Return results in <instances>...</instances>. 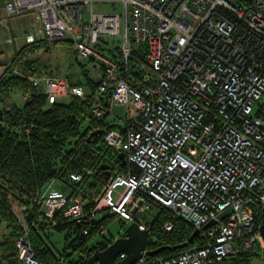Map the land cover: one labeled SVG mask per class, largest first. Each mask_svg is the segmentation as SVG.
<instances>
[{
    "label": "built area",
    "instance_id": "built-area-1",
    "mask_svg": "<svg viewBox=\"0 0 264 264\" xmlns=\"http://www.w3.org/2000/svg\"><path fill=\"white\" fill-rule=\"evenodd\" d=\"M111 1L123 2L124 14L94 10L95 3ZM3 8L0 24L35 13L41 27L27 34L29 43L40 41L47 49L71 41L99 82L96 118L117 105L126 108L125 131L103 130L105 142L125 153L129 169L104 183L91 215L108 209L149 230L151 199L200 230L201 244L167 257L144 250L136 264H234L256 245L264 252V0H5ZM112 38L121 40L116 60L95 48ZM138 44L146 55L129 82L121 67L132 68ZM25 76L50 102L90 94L87 86L45 69ZM70 177L84 179L77 171ZM34 204L53 226L57 214L86 218L81 198L58 189L55 180L38 191ZM211 220L217 223L205 227ZM173 225L166 222L165 228ZM15 245L18 264H62L37 257L24 224ZM0 264H10L9 258Z\"/></svg>",
    "mask_w": 264,
    "mask_h": 264
},
{
    "label": "trees",
    "instance_id": "trees-1",
    "mask_svg": "<svg viewBox=\"0 0 264 264\" xmlns=\"http://www.w3.org/2000/svg\"><path fill=\"white\" fill-rule=\"evenodd\" d=\"M4 2L5 0H0V8L4 6ZM109 40L102 39L101 42L104 45L98 42L95 48L105 51L106 55L111 52L113 55L111 58L116 60L118 55L115 48L111 47ZM59 42L72 46L69 39ZM36 43L30 44L35 48L40 47ZM98 45L101 48H97ZM26 49L23 48L16 52L9 61L0 63V67L5 68L0 73V106L2 109L0 118V225L5 226V232L0 234V260L17 256L15 238L23 232L24 224L30 231L32 246L41 261L89 264L86 259L97 249L106 248L115 236L106 237L92 246H89L85 240L89 235L99 233L101 227L106 228L105 222L117 214H107L101 219L92 216L90 211L96 201L85 199L87 195L84 186L90 178L104 185L116 173L127 172L129 164L127 161L123 163L119 157L120 151L109 146L104 140L103 126L113 127L115 122L108 121V113L103 119L96 118L92 113L94 94L99 82L90 75L88 69H85L86 64L78 57L83 69L78 75L71 76L73 78L66 76L72 84L87 86L90 94L86 98L70 97L68 102H50L47 95L39 92L25 76L38 74L45 69L39 59L26 57ZM117 49L120 50V46ZM135 54L136 58L131 61L132 68L128 72L125 71L124 66L121 67L122 76L129 82L135 80L132 74H139L137 61L145 58L144 44L136 45ZM16 69H19L21 74L17 73ZM45 70L49 74H59L53 68ZM76 76L77 78L74 79ZM28 91L31 92L30 97L24 98L23 94ZM98 129L101 132L93 134ZM102 164L107 165V170L101 168ZM86 170H91L93 175H88ZM73 171L84 175L82 182H75L71 179L70 173ZM107 171L111 172L110 176H106ZM52 180H55V183L59 181L66 185L70 189L67 194L81 198L85 209V220L78 222L57 214L58 222L55 226L49 221L48 223L38 222L37 217L41 213L34 204V196ZM149 201L152 207H157L158 213L150 221L147 249L171 246L158 254V256L167 257L177 255L202 243L198 236L187 247L175 248L188 241L195 228L184 220L174 219L173 213L167 207L154 200L149 199ZM30 211L34 214L32 222L25 219ZM120 221L119 236L125 234L129 224L125 219L120 218ZM169 221L174 223L171 230L165 228V223ZM72 222L76 226V231L80 232L74 244L78 247L83 246V248L80 259L67 263L61 257L62 255L53 250L44 231L47 225L60 229L70 226ZM105 235L102 234V236ZM252 254L254 252L240 254L235 258L234 264H251L250 255Z\"/></svg>",
    "mask_w": 264,
    "mask_h": 264
},
{
    "label": "rangeland",
    "instance_id": "rangeland-1",
    "mask_svg": "<svg viewBox=\"0 0 264 264\" xmlns=\"http://www.w3.org/2000/svg\"><path fill=\"white\" fill-rule=\"evenodd\" d=\"M94 10L97 12H111V11H118L121 14H124V4L123 2H99L94 4ZM36 20V15L34 12H26L20 15L7 17L4 19V24H0V63H5L7 60L11 59L16 52L22 50L23 48L26 49V57L39 59L40 64L45 69L53 68L59 74H63L66 76L69 74L70 76L80 73L83 69L78 60L77 54L72 49V46L65 42H58L53 48L45 49V45H40L41 47L35 48L33 45L28 44L24 39L32 29L38 27ZM36 26V27H35ZM11 37H17V39L12 42H6ZM110 45L112 48H115V51L118 52V46L121 44V40L119 38H112L109 40ZM100 45H104L103 42H99ZM98 45L97 48H101ZM102 54H105V51H100ZM109 57H113L112 53L109 52L107 54ZM84 61V60H83ZM85 68L88 69L89 64L84 61ZM4 67H0V73L4 71ZM81 75V74H80ZM19 96V95H18ZM69 97H62L59 99L61 102H68ZM264 102V97L261 101ZM260 106V103L257 104V108ZM126 112V108L124 106L117 105L115 106V111L112 113L107 114V119L110 122H118L124 124V114ZM117 120V121H115ZM55 186L58 189L64 190V188H68L66 185L61 184V182L57 181ZM102 184L101 189L102 190ZM100 187V185H99ZM69 189V188H68ZM124 186H119L117 188L118 191H122ZM118 193H115V198H117ZM158 210L157 207L153 206L150 210H148L145 215L149 216V220L152 221L154 216L157 215ZM108 214V209H103L98 211L96 217L98 219L103 218ZM152 214V215H151ZM39 223H48V219H46L43 215L37 217ZM46 225V224H45ZM106 227V235L102 236L100 233H95L89 235L85 242L92 246L93 244L104 240L106 237H111L112 235L115 238L119 237V231L121 230V221L118 215L109 218L105 222ZM5 232V226L0 225V234ZM44 234L47 237L48 243L51 245L53 250L58 254L62 255L61 257L64 258L65 262L71 263L75 262L80 259V255L82 254L83 246H75L74 240L80 236V232L76 231V226L72 222L70 226L65 228H55L53 226L47 225L45 227ZM85 243V244H86ZM254 254L250 255V263L251 264H264V252L260 251L258 246H254L253 249Z\"/></svg>",
    "mask_w": 264,
    "mask_h": 264
},
{
    "label": "water",
    "instance_id": "water-1",
    "mask_svg": "<svg viewBox=\"0 0 264 264\" xmlns=\"http://www.w3.org/2000/svg\"><path fill=\"white\" fill-rule=\"evenodd\" d=\"M1 114H2V109L0 106V118H1ZM113 125L114 127L120 129L121 131H125V126L122 125L121 123L115 122L113 123ZM99 132H101L100 129L95 130L93 134H98ZM119 157L122 159L123 163L126 162V157L124 152L120 151ZM101 168L103 170H107L106 169L107 165L102 164ZM105 174L106 176H110L111 172L107 171L105 172ZM232 211H233L232 208L225 210L223 213L220 214L219 218L220 219L226 218ZM33 215H34L33 212L30 211L25 216V219L29 222H32ZM215 223H217L216 220H211L209 223L205 225V227H209ZM260 229H261L262 238L264 240V216L262 219V224ZM199 233L200 230L195 229V231L189 237L188 241L175 246V248L187 247L190 243L194 241V239L198 236ZM149 236H150V232L148 229L142 230L140 229L137 221L131 222L127 225L126 232L123 236L121 235L115 238L114 240H112V242L106 248L97 249L86 260L89 264H136L137 260L142 255V252L144 250H148V252L152 256H156L164 252L166 249L171 248V246H160L152 250L147 249ZM122 253H125L126 256L120 258V255ZM9 262L10 264H18L17 257H10Z\"/></svg>",
    "mask_w": 264,
    "mask_h": 264
},
{
    "label": "crops",
    "instance_id": "crops-1",
    "mask_svg": "<svg viewBox=\"0 0 264 264\" xmlns=\"http://www.w3.org/2000/svg\"><path fill=\"white\" fill-rule=\"evenodd\" d=\"M1 9V12L4 14V8H3V6H2V8H0ZM16 16V15H15ZM37 23V22H36ZM38 25V27H36V28H34V29H32L31 30V32H29L28 34H31V33H35V32H37L38 31V29L41 27V23L40 22H38L37 23ZM1 25H3V24H1ZM11 38H13V37H11ZM14 39L16 40L17 39V37H14ZM24 39L26 40V42L28 43V44H30L28 41H27V39H26V37L24 36ZM9 40V39H8ZM14 40V41H15ZM13 41V42H14ZM6 42H9V43H12V42H10V41H6ZM37 45L39 44V46L41 45H44V43L43 42H37L36 43ZM40 46V47H41ZM36 48H38V47H36ZM10 60V59H9ZM9 60H7V61H9ZM59 73V72H58ZM69 74H67V76H68ZM75 75V74H74ZM76 75H78V72H77V74ZM70 76V75H69ZM73 76V75H72ZM70 78H73V77H71L70 76ZM75 78H77V76L76 77H74V79ZM96 180L95 179H93V178H90L87 182H86V184H85V186H84V191H85V193H86V200L88 201V200H96L98 197H99V195H100V192H101V182H98V181H96V183H94ZM99 185H100V187H99ZM62 191H64V192H66V193H69L70 192V189H68V188H64V190H62ZM152 215V214H151Z\"/></svg>",
    "mask_w": 264,
    "mask_h": 264
},
{
    "label": "flooded vegetation",
    "instance_id": "flooded-vegetation-1",
    "mask_svg": "<svg viewBox=\"0 0 264 264\" xmlns=\"http://www.w3.org/2000/svg\"><path fill=\"white\" fill-rule=\"evenodd\" d=\"M123 235H124V233H123ZM123 235H122V236H123ZM120 236H121V235H120Z\"/></svg>",
    "mask_w": 264,
    "mask_h": 264
}]
</instances>
